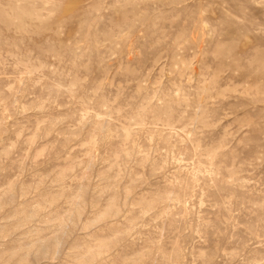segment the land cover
<instances>
[{"label":"rangeland","instance_id":"obj_1","mask_svg":"<svg viewBox=\"0 0 264 264\" xmlns=\"http://www.w3.org/2000/svg\"><path fill=\"white\" fill-rule=\"evenodd\" d=\"M0 264H264V0H0Z\"/></svg>","mask_w":264,"mask_h":264}]
</instances>
